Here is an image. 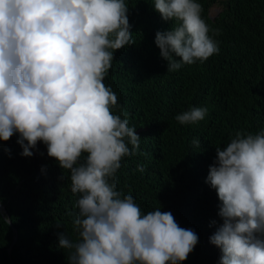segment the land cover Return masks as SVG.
I'll use <instances>...</instances> for the list:
<instances>
[{
	"label": "clouds",
	"instance_id": "clouds-1",
	"mask_svg": "<svg viewBox=\"0 0 264 264\" xmlns=\"http://www.w3.org/2000/svg\"><path fill=\"white\" fill-rule=\"evenodd\" d=\"M153 3L174 22L155 35L168 72L219 54L220 31L202 18L198 0ZM128 13L125 0H0V140L18 135L24 157L42 142L70 173L77 239L59 235L70 264H183L199 243L170 211L145 213L118 190L124 158L147 155L104 83L114 53L136 43ZM207 112L191 107L175 120L197 124ZM192 144L198 149L201 142ZM206 182L220 201L222 222L209 238L221 251L219 264H264V130L236 131L226 147L217 146ZM0 217L11 223L2 198Z\"/></svg>",
	"mask_w": 264,
	"mask_h": 264
},
{
	"label": "trees",
	"instance_id": "trees-1",
	"mask_svg": "<svg viewBox=\"0 0 264 264\" xmlns=\"http://www.w3.org/2000/svg\"><path fill=\"white\" fill-rule=\"evenodd\" d=\"M125 2L136 43L114 53L104 83L117 94L147 155L124 158L118 190L131 194L143 212L170 211L198 234L183 264H219L221 251L209 238L222 222L220 201L206 179L217 146L226 147L236 131L264 130V0H198L202 18L220 31L214 36L220 52L176 72H168L155 44L157 31L171 30L174 22L162 19L153 0ZM191 107L207 108L205 119L180 125L175 116ZM113 111L123 118L120 109ZM17 139L0 140V198L12 223L0 217V264H70L59 247L60 234L77 239L70 173L42 142L32 157L22 156Z\"/></svg>",
	"mask_w": 264,
	"mask_h": 264
},
{
	"label": "water",
	"instance_id": "water-1",
	"mask_svg": "<svg viewBox=\"0 0 264 264\" xmlns=\"http://www.w3.org/2000/svg\"><path fill=\"white\" fill-rule=\"evenodd\" d=\"M2 208H3V213L5 214V216L10 218V216L8 215L6 207L4 205H2ZM10 224H12V223H10Z\"/></svg>",
	"mask_w": 264,
	"mask_h": 264
},
{
	"label": "rangeland",
	"instance_id": "rangeland-1",
	"mask_svg": "<svg viewBox=\"0 0 264 264\" xmlns=\"http://www.w3.org/2000/svg\"><path fill=\"white\" fill-rule=\"evenodd\" d=\"M218 12V8H215L212 10V16L214 17L216 15V13Z\"/></svg>",
	"mask_w": 264,
	"mask_h": 264
}]
</instances>
